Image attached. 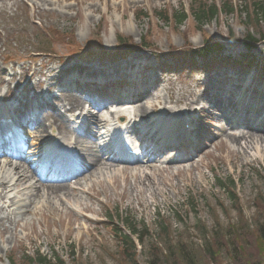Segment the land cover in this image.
<instances>
[{"label": "rangeland", "instance_id": "374dc122", "mask_svg": "<svg viewBox=\"0 0 264 264\" xmlns=\"http://www.w3.org/2000/svg\"><path fill=\"white\" fill-rule=\"evenodd\" d=\"M226 1L237 8L233 14L218 12L198 26L192 21L191 11L197 7L218 8ZM243 6L241 0H0V104H11L33 73L32 84L42 81L40 71L77 66L113 75L102 87H110L114 98H120L118 92L128 86L141 95L150 92L152 96L144 103L161 105L154 112L164 105L188 119L191 107L190 115L197 119L199 104L192 105L190 100L203 92L201 85L213 89V95L222 94L219 88L236 89L233 84L251 82L253 87L264 89V21H255L253 14L248 20ZM181 10L188 19L177 27L155 17L161 13L172 18ZM142 13L147 16L142 18ZM248 38L257 41L250 51L245 48ZM206 50L214 52L202 60ZM138 54L147 56L154 67L150 76L155 77L152 83L157 80L153 86L148 83L150 88L136 78L137 71L133 78L114 74L113 66H122L124 59ZM217 74L239 77L228 82ZM13 77L16 80L9 83ZM168 95L180 96L181 103L171 104ZM238 103V111L247 105L245 98ZM248 103L255 106L258 99L252 97ZM52 105L66 118L72 116ZM200 105L208 104L204 99ZM215 115L199 127L193 141L198 155L193 161L166 165L168 170L160 177L153 168H145L154 186L144 188L132 179L133 172H143L137 170L139 165L116 164L126 167L127 181L117 178L113 187L104 174L99 179L90 178L75 190L87 192L92 187L96 194L92 199L75 193L76 198H69L66 204L55 199V213L43 210L41 218L28 217L23 226L7 224L12 230L1 235L0 264H27L37 256L51 263L58 258L64 264H132L131 252L123 250L119 232L138 244L134 264L149 262L155 254L152 244L161 252L154 257L156 264H264V244L257 243L259 226L264 222V153L263 160L248 157L242 163L236 148L218 133L215 120L219 116ZM230 116L227 112L228 127L235 123ZM29 134L25 129L24 135L31 137ZM21 154L27 156L25 149ZM4 157L0 155V161L4 162ZM161 176L170 180L169 185L160 184ZM218 181L233 182V189L222 190ZM13 194L21 197L17 191ZM126 220L144 230L140 241L129 233ZM178 247L188 252L186 258L177 253Z\"/></svg>", "mask_w": 264, "mask_h": 264}, {"label": "bare ground", "instance_id": "6f19581e", "mask_svg": "<svg viewBox=\"0 0 264 264\" xmlns=\"http://www.w3.org/2000/svg\"><path fill=\"white\" fill-rule=\"evenodd\" d=\"M141 61H143V63L139 64V62ZM132 62L135 64H133ZM126 64L127 66H113L114 74H122L128 77V72L132 74L133 71H137L141 82H143L142 84H146V86L148 85L149 80L152 81L155 79V77L150 76L153 75L151 73L154 67L151 66L149 58L144 54H138L131 57L130 61L126 62ZM59 71L60 72H56L51 68L47 69L45 73H42L40 71L38 73V78H43L42 81L40 80L37 83L32 84V76L34 77L35 75L33 73V75L27 80L26 84L21 87L19 97L22 100L18 101V98H15L17 99V102H19L18 108L21 107V109L24 108L25 110L28 108V106H30L29 98L36 101V103L38 101L37 99L43 101L40 102V107L38 106L39 116L37 117V119H31L28 121V123H26L27 126L33 127L31 128L32 130L29 128L27 129L29 130V135L32 136V143L28 148L27 154L30 156V159H33L34 162H37L35 163V166H37L38 169L45 166V163H50V161H56V164L59 165H62L64 163L61 162L63 160L65 161V163L67 162L68 168H61L62 166H53L54 169H52L51 172L53 173V170H56L54 171L55 176H59V174L63 171L70 173L76 170L74 166L78 164L77 159L80 163L79 167L86 169L84 173H80V176L78 175V178H75L74 182H69L70 180H62V182L43 183L40 181V179H38L34 171L29 168V166L26 164V161L14 162L12 160H6L5 162H0V238L1 235L7 234L9 229L12 230L11 228L7 227V224L9 226L19 227L20 225L24 224L25 220H28L31 217L39 216L41 218L44 215L43 210H46L49 213H55L57 210L54 206V204L57 203L55 202V199H57L58 202L66 204L64 202L66 200L69 201V198L75 197V193L87 194V196L92 199V197L96 196V194H94L93 192L92 187L88 189L87 192L82 188L81 190L78 188L75 190V187L82 186L83 182L85 183V181L90 178L99 179V177L103 176L104 174L105 176L109 177V181L111 182V185L113 187L116 186L118 180L117 178L121 177L124 182L127 181L126 167H119L114 163L117 162V159H119V155L120 157L128 155V158L131 159L132 154L129 152L132 151L128 150V148H123L124 142L128 138H132L133 135L135 136L139 134V132H136L137 125H152L159 121V116H156L157 114L166 117V120L168 121L170 119L173 125H175L176 127L182 128L188 126V131H184L182 129L180 130L181 133H177V129L168 128V130L171 131L172 134H174L173 136H166V131L164 133L165 136H162L160 139L155 140V136H150L147 139L142 136L140 141L141 146L144 143H151L154 141V150H152L153 153H161L160 150L163 149V147H167V144L170 143L168 142V139L170 138L176 141L175 146L170 147L172 149L170 152L171 154L176 153L182 147L181 145H184V141L186 140L188 135L192 134L195 137H198L197 133L199 131V127L202 125V122L207 118H214L213 114L214 112H217L218 114H216L215 116L220 117V119L217 120L218 133L226 136V139L229 141V145H231L232 148H236L237 153L241 155V162L243 163L248 157L256 159L259 158L260 160H263L261 154L264 153V117L261 118L262 116H258L256 119L260 120L257 123V127L255 129H249L246 121L243 118V115L248 117V119L253 120L256 117L257 112L260 110L256 109L255 113L253 114L251 112L254 111V108H248L247 106L245 109L243 107V109L238 111L235 103L244 100V98L246 99V102H250L252 97H255L256 99H258V101H263L264 89L258 90L257 88L253 87L252 84H248L244 89H242V84H238L236 89L233 90L231 88H226L227 90L224 88L217 89L222 90L225 94L228 95L223 97L217 94L213 95V89H206L201 85L200 88H203V92L198 97L195 96L196 99L194 101H192V99L190 100V104L192 105L199 104L198 110L200 116L197 119L196 117H192V115H190L193 112L191 107L187 109V113H189L188 120H186L180 113H173L174 110H171L164 105H162L160 110H163L162 113L154 112L155 107H160L161 105L160 103H158V105H155L154 103L152 105L150 102L144 103L152 96L150 92L141 95L140 98L136 99L135 101L134 99H132L131 103H128V105L122 104V102H116L113 99V96L110 95L107 100L102 102L103 105L106 103L107 104L100 107V109H97L100 111L96 113L97 117H84V102L80 97L67 92H59L54 95L52 93L53 90L58 87V84L62 81V77H66L70 73H78L77 75L79 77L85 76L87 80L97 78L96 80L103 81L107 78L106 74H102V72H97L96 70L92 69H82L77 66H66ZM216 77L219 78L218 75H216ZM223 79L227 80L228 82L235 81V78L232 76H224ZM14 80H16V77L10 79L9 83ZM74 80H76V78ZM156 80L154 81V83L156 82ZM257 81L260 82V80ZM261 83L264 84V79L261 80ZM0 84H2L1 75ZM18 84L19 82L15 85L14 88H16ZM74 84L77 86L79 83L78 81H75ZM40 86H45V88H43V90H40ZM44 94H47L49 102L42 98ZM108 95H106L104 98H107ZM99 96L101 98L104 96V94L101 92ZM192 96L194 95H191L190 98H192ZM204 99L207 101L208 105H200V103L203 102ZM50 101L53 104L59 105L61 109L65 110V112L74 113L77 111H81V114H79L78 116L73 115L70 119H67L64 115L60 114L61 112L58 111L56 107L52 105V103L50 104ZM87 101L90 102L89 100ZM167 101H169L171 104H177L181 103L182 98L180 96L178 98L174 95H168ZM90 103L91 105L95 106L94 103ZM211 103L213 104L211 105ZM107 108H111L114 110L105 113L108 116H100V114L103 113V110H106ZM260 109L261 112H264V104L260 106ZM10 112L13 113L12 115L16 116H18L19 114V118L23 114L21 113V110L19 111L16 108H11L9 110L7 107H4L0 104V115L2 116L0 118V123L2 127L11 126L12 123L10 122L11 119L9 118ZM227 112L229 115H231L230 118L235 119V123L241 120V123L235 128H228L227 122L229 120L226 116ZM152 113H155L156 115L153 116ZM163 113L165 115H163ZM22 118H24V116ZM144 119H146V121H144ZM76 122H80L83 124L80 125L79 132L83 133L82 136L84 137L88 135L87 133L90 132L91 129H95L96 131L99 127L100 131L96 133L95 137L96 140L100 141V144H90L85 138L77 137L74 139L73 143L69 141L68 146L65 147V139L68 137V135L71 134V126L73 124H76ZM49 130L51 131L50 133H48ZM13 131L17 133L18 138H20L21 140H25L23 139V134L20 133L16 127L13 128ZM128 132H130L129 134L132 136H130ZM112 135L117 136L116 144L115 140L112 143V145H116L115 147L118 149L117 151L110 150L108 144L109 137ZM18 138L14 140L15 142H13L14 146L23 145V142H21ZM161 146L163 147L160 148ZM1 148L4 149L3 147ZM102 151L106 153L105 155H108L106 159L102 158ZM154 157L156 156L154 155ZM158 157L159 156H157V158ZM144 158L145 161L148 160L146 156H144ZM160 159L161 158H159L158 161H160ZM162 160V162L150 160V165H139L137 170H144L143 172H133L131 176L132 179L134 178L135 181L143 183L142 185L144 186V188L152 187V185L154 186V179L152 175L150 176L149 174L144 173V171L148 170L145 168H153V170L158 173L159 176L161 173L165 172L164 169H167L166 165L170 163L165 162L164 158H162ZM191 161H193V159L188 158L187 160H183L180 162ZM134 163H138V160ZM147 163L148 161L146 162V164ZM186 172L190 171L186 169ZM62 174L63 173H61L60 175ZM176 174H179V170L176 171ZM160 180V184L162 186L169 185V179L161 176ZM137 186L140 187L139 195H141L143 192L141 190L142 186L140 183H138ZM133 187V189H137L136 185H133ZM14 191H17V193L20 194L21 197L14 196ZM25 192L29 193L26 194ZM153 194L155 195V193ZM34 200L37 201L36 204L33 203ZM138 202L139 204H143L142 198H139ZM59 205L61 208H63L60 203ZM83 211L87 212V209L83 208ZM10 234L12 235V232H10ZM11 238L13 239V237Z\"/></svg>", "mask_w": 264, "mask_h": 264}, {"label": "trees", "instance_id": "16d2710c", "mask_svg": "<svg viewBox=\"0 0 264 264\" xmlns=\"http://www.w3.org/2000/svg\"><path fill=\"white\" fill-rule=\"evenodd\" d=\"M241 1L244 4L243 13L246 15V18L248 20L250 18L249 14H253L255 21H258V19L264 21V1L263 0H258L257 2H253V0H250L251 1L250 3H249V0H241ZM249 4L251 5V8H250V6H248ZM250 9L252 12H250ZM234 11H235V8L231 5V3L229 1H226V2L222 3L220 8H218V9L214 5L197 7L195 10L191 11V17L193 18V21L198 26V25H202L205 21H209L212 18L216 17L218 12L222 15H230V14H233ZM157 16H158L159 20H161L165 23L168 22V16L167 15L161 16V13H160V14H157ZM141 17L145 18L146 14L142 13ZM172 19L174 22V26L177 27L186 21V14L183 11H180L178 13L173 14ZM248 42L250 45L256 43V41L253 40L252 38H248ZM218 185L222 190H226V188L233 189L234 183L231 181H227V183H221L218 181ZM258 212H260V211H258ZM109 219H111V218L109 217ZM126 225L128 227L129 233L133 236H136L140 241L141 240L140 238L142 237L144 230H142V231L138 230L136 228L135 224L133 222H131V220H130V222H129V220H126ZM263 227H264V222H263V224H261L259 226V229H260L259 233L260 234L257 237V243H261V245H262V243L264 244V231H263L264 228ZM162 229L164 230V228L161 227V230ZM162 232L165 233V230ZM117 235L121 239L123 250L131 252L132 264H134L133 257H134L135 252L137 251L136 249L138 248L136 245L137 242L135 243L134 239H131L130 237L125 236L121 232H119ZM151 246H152L151 249L153 251L152 253H155V254H153V256L150 257V260H149V262H147V264H156L155 261H157V260L154 257H156L157 255L161 256V252L159 254L157 252V250H158L157 247L154 246L153 244ZM171 249L172 248H169L167 250H171ZM176 251L182 258H186L188 255L187 254L188 252L183 251L180 247H178L176 249ZM54 261H55L54 263H51L46 258L37 256L35 260H28L27 264H64V262L58 258H56ZM160 264H163L162 261L160 262ZM257 264H263V263L258 262Z\"/></svg>", "mask_w": 264, "mask_h": 264}]
</instances>
